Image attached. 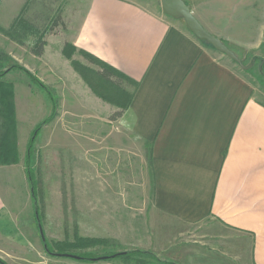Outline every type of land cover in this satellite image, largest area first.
I'll list each match as a JSON object with an SVG mask.
<instances>
[{"label": "rangeland", "instance_id": "374dc122", "mask_svg": "<svg viewBox=\"0 0 264 264\" xmlns=\"http://www.w3.org/2000/svg\"><path fill=\"white\" fill-rule=\"evenodd\" d=\"M143 1L162 13L160 0ZM182 1L237 57L264 102V0ZM87 3L0 0V82L13 88L16 154L0 164V196L19 237L0 244V261L101 264L77 258L147 249L176 264L217 260L208 244L201 248L197 226L185 229L152 212L149 147L130 140L115 146V117L133 85L115 73L103 78L104 65L73 45ZM35 210L50 252L61 255L45 252ZM84 239L105 242L83 247Z\"/></svg>", "mask_w": 264, "mask_h": 264}, {"label": "crops", "instance_id": "0c3cea01", "mask_svg": "<svg viewBox=\"0 0 264 264\" xmlns=\"http://www.w3.org/2000/svg\"><path fill=\"white\" fill-rule=\"evenodd\" d=\"M72 43L133 85L115 146L149 147L152 212L197 226V264H264V102L237 64L143 0H88ZM16 231L0 196V244Z\"/></svg>", "mask_w": 264, "mask_h": 264}, {"label": "trees", "instance_id": "16d2710c", "mask_svg": "<svg viewBox=\"0 0 264 264\" xmlns=\"http://www.w3.org/2000/svg\"><path fill=\"white\" fill-rule=\"evenodd\" d=\"M103 78L109 79L111 76V72L108 70H104L100 74ZM31 80L35 84H39L37 80L33 79L31 77ZM13 88L11 84H6L3 82H0V104L2 106L1 110V119H2V129L3 133L0 136V164L7 165L9 164L8 155L15 154V148L13 145H10V143H14V136H15V112H14V104H13ZM120 112L116 114V117H119ZM39 128H37L32 136L31 141L34 140L36 133ZM35 220L37 223V229L39 232V236L43 245V248L47 254L50 256H59L61 254H55L51 253L48 245L46 244L45 237L43 234L42 227L40 225V220L38 216L37 210H35ZM104 240H93V239H84L83 240V247H88L93 244H103ZM79 261H105L109 263H118L120 264H176L169 260H162L157 258L156 254L151 251H142V250H133L128 252H121L117 254H113L110 256H103V257H82L79 256L77 258ZM0 264H4L2 261H0Z\"/></svg>", "mask_w": 264, "mask_h": 264}, {"label": "water", "instance_id": "95a60500", "mask_svg": "<svg viewBox=\"0 0 264 264\" xmlns=\"http://www.w3.org/2000/svg\"><path fill=\"white\" fill-rule=\"evenodd\" d=\"M161 10L165 16L172 19H182L186 29L200 42L208 45L216 52L225 55L237 64L240 61L237 57L217 38L210 35L197 19L193 16L190 7L182 0H160ZM67 258H77L71 255H63Z\"/></svg>", "mask_w": 264, "mask_h": 264}]
</instances>
